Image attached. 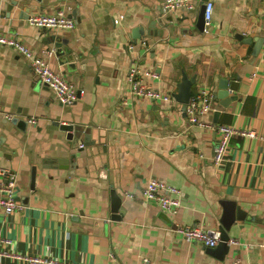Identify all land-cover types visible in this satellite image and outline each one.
I'll return each mask as SVG.
<instances>
[{"label":"crops","instance_id":"1","mask_svg":"<svg viewBox=\"0 0 264 264\" xmlns=\"http://www.w3.org/2000/svg\"><path fill=\"white\" fill-rule=\"evenodd\" d=\"M193 1L191 10H167L164 0H0V33L20 36L39 54L52 50L51 67L85 90L62 104L22 54L0 44V168L17 172L21 205L11 215L0 208V233L16 251L83 264H264V0H212L208 30L198 26L204 0ZM59 9L75 19L73 29L28 21ZM51 35L78 55L75 70L60 63ZM133 66L142 83L172 99L134 95ZM184 75L195 79L192 95L200 87L214 93L200 116L205 125L191 123L174 97ZM223 78L227 99L217 95ZM60 124L91 129L79 139L83 149ZM216 124L253 132L233 136L219 166L212 161ZM150 178L179 188L175 214L144 199ZM224 200L242 215L222 255L175 230H219ZM0 264L30 263L0 256Z\"/></svg>","mask_w":264,"mask_h":264},{"label":"built area","instance_id":"2","mask_svg":"<svg viewBox=\"0 0 264 264\" xmlns=\"http://www.w3.org/2000/svg\"><path fill=\"white\" fill-rule=\"evenodd\" d=\"M204 18L205 30L211 26L213 21L214 2L206 0ZM167 10L185 9L191 10L194 7L193 0H164ZM30 24L39 28L61 30L73 29L76 25L75 19L65 9H59L53 13H35L28 17ZM0 44L14 48L22 54L29 62L34 75L38 76L41 83L50 88L56 98L64 105L73 104L77 101L85 90L76 83L66 80L60 73L56 72L49 62V57L53 51L43 50L40 54L36 53L20 36L16 34L0 33ZM128 80L130 89L134 95L145 96L153 100H171L172 96L161 90L154 89L142 83L138 78V67L133 66L129 69ZM214 93L206 87H200L192 95L187 104V115L191 123L204 124L200 116L204 114L210 105V100ZM28 121L37 123L36 118H29ZM205 125V124H204ZM218 139L213 145L212 161L215 166H219L226 158L233 136L252 135L245 129L234 125L216 124ZM18 186L17 172L8 167L0 168V208L6 215H11L17 211L21 205L15 197ZM178 187L158 178L148 179L147 186L143 189L145 200H154L158 203L162 212L167 215L175 214L181 206ZM183 238L203 244L208 247H215L220 239L221 233L218 229L206 228L204 226L179 225L175 228ZM14 240L0 233V256H9L14 260H25L30 264H83L79 262L66 261L52 256L26 255L14 249Z\"/></svg>","mask_w":264,"mask_h":264},{"label":"water","instance_id":"3","mask_svg":"<svg viewBox=\"0 0 264 264\" xmlns=\"http://www.w3.org/2000/svg\"><path fill=\"white\" fill-rule=\"evenodd\" d=\"M206 0H204L205 2ZM14 3L11 4V7ZM28 10V8H27ZM204 11H205V4L202 3L201 4V8H200V13L198 16V26L201 30H203L205 28V18H204ZM137 37L135 34H133V38ZM50 42H54L55 46H56V50L55 53L56 55L60 58V63L67 64L68 69L70 70H75L76 68V64L75 61L78 58V55H74L72 52V48L67 44V39L62 38L60 36H54L51 35V39ZM38 82L40 83V79L38 78V76H36ZM195 82L194 78H188L186 75L183 76L182 81L178 84V92H176L174 94V97L183 104V110L186 112V107L187 104L190 102V99L192 97V86ZM228 80L227 79H221L220 81V90H218L217 95L222 98V99H227V97H229L230 95V91L228 90ZM232 89H234V87L232 86ZM228 103V100H223L222 101V105L226 106ZM221 109V108H220ZM18 119V118H17ZM18 121V125L21 127H26L27 125V121L26 120H17ZM61 128L65 131H67L68 133V138L72 139L73 141H75V147L79 149V151L81 149L84 148V144L83 146H78L79 144V139L81 137L82 134L85 135V138L88 139L90 137V128H85L84 126H79V125H73V124H60ZM76 153H72L70 154L68 159H72V163L74 162V160H76ZM32 181L34 183L36 174L33 171L32 173ZM121 198L120 196L117 194V192L115 190H112V210L114 212L113 215H115V218H120V214H119V209L121 207ZM223 205L225 207V213L223 215L222 218V223L219 227V231L221 233V239L218 243L217 246L215 247H208V250H210L211 252L214 253H221V255L228 249V242L230 240V234H229V229L232 225V222L236 219V217L240 218L239 216L242 215V210L241 208L233 201H229V200H224L223 201ZM244 213V212H243Z\"/></svg>","mask_w":264,"mask_h":264},{"label":"bare ground","instance_id":"4","mask_svg":"<svg viewBox=\"0 0 264 264\" xmlns=\"http://www.w3.org/2000/svg\"><path fill=\"white\" fill-rule=\"evenodd\" d=\"M79 146L81 147V146H83V144H80Z\"/></svg>","mask_w":264,"mask_h":264}]
</instances>
